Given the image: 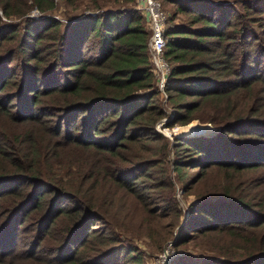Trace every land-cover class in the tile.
Instances as JSON below:
<instances>
[{"label":"trees","instance_id":"1","mask_svg":"<svg viewBox=\"0 0 264 264\" xmlns=\"http://www.w3.org/2000/svg\"><path fill=\"white\" fill-rule=\"evenodd\" d=\"M161 2L164 103L137 0H0V264H264V0Z\"/></svg>","mask_w":264,"mask_h":264},{"label":"rangeland","instance_id":"2","mask_svg":"<svg viewBox=\"0 0 264 264\" xmlns=\"http://www.w3.org/2000/svg\"><path fill=\"white\" fill-rule=\"evenodd\" d=\"M159 1V0H158ZM161 4V7L164 9V11L167 13V18L169 17L172 9V5L171 4H164V2H161V0L159 1ZM235 8L237 10H242V8H240L239 5H236ZM78 12L77 10H73V13ZM149 24V23H148ZM163 89H161V93H160V98L162 97L163 99V103L165 102L166 96H164V93H162ZM164 92V91H163ZM166 121V118H163L162 120H160L157 124H156V129L158 131H160L161 133H163L165 136L167 137H171V134H174L175 136L184 133L187 130L192 131V129L190 128V125H192L191 123L189 124V126H174L173 128H167L164 126H161L162 123H164ZM195 128V126L193 125V129ZM198 172V168H194L191 170L190 173H197ZM174 175V174H173ZM179 184H176V189H175V193H176V198L179 200L180 204H182V207L184 208V216L188 215V211L187 208H185V204L184 201H195L194 199V195L193 194H187V195H183L182 190L179 188ZM144 240H146L145 242H147V239L145 238ZM144 243V242H143ZM141 244L140 246L142 248H144L145 252H146V257H145V264H171L172 261L174 259H176L177 257H187L188 255L193 256L194 260H200L199 257H203V258H210V257H214L213 253L210 254L209 249H212L211 245L206 241V240H201L199 241H195V240H190L186 243L180 244L179 246H171L169 244H165L162 248V250L160 252H156L155 254H153L146 246H143L144 244ZM147 244V243H146ZM145 244V245H146ZM165 251H167L165 253ZM165 253V254H164ZM198 262V261H197Z\"/></svg>","mask_w":264,"mask_h":264},{"label":"built area","instance_id":"3","mask_svg":"<svg viewBox=\"0 0 264 264\" xmlns=\"http://www.w3.org/2000/svg\"><path fill=\"white\" fill-rule=\"evenodd\" d=\"M137 3L150 26V56L158 79V85L162 89L169 71V65L163 55L165 46L164 30L167 22V13L161 7L158 0H137ZM162 93L166 96L165 92L162 91ZM167 244L172 246L171 241ZM166 252L167 251H165V253Z\"/></svg>","mask_w":264,"mask_h":264},{"label":"water","instance_id":"4","mask_svg":"<svg viewBox=\"0 0 264 264\" xmlns=\"http://www.w3.org/2000/svg\"><path fill=\"white\" fill-rule=\"evenodd\" d=\"M192 124V123H191ZM190 128L192 129V133L193 134H198V133H201V132H203L204 130H201V131H194V129H193V125H190Z\"/></svg>","mask_w":264,"mask_h":264},{"label":"bare ground","instance_id":"5","mask_svg":"<svg viewBox=\"0 0 264 264\" xmlns=\"http://www.w3.org/2000/svg\"><path fill=\"white\" fill-rule=\"evenodd\" d=\"M201 130H204V129H202V128H197V127L194 128V131H201Z\"/></svg>","mask_w":264,"mask_h":264}]
</instances>
